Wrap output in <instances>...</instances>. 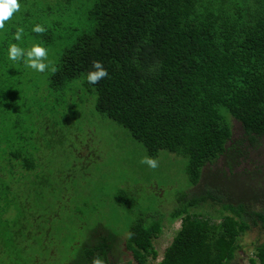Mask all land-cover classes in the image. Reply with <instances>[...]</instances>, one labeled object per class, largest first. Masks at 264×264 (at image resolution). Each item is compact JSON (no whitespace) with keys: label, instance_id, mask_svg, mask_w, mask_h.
Wrapping results in <instances>:
<instances>
[{"label":"trees","instance_id":"16d2710c","mask_svg":"<svg viewBox=\"0 0 264 264\" xmlns=\"http://www.w3.org/2000/svg\"><path fill=\"white\" fill-rule=\"evenodd\" d=\"M45 1L54 4L41 8L38 0L32 21L45 32L31 34L48 51L60 46L57 59L44 60L48 80L40 87L48 84L46 90L25 89L24 64L7 59L14 41L6 33L0 41V122L10 117L23 128L12 135L0 129V230L20 220L11 183L30 172L38 177L39 138L37 145L29 144L36 131L29 133L23 124L43 116L54 93L70 89L74 97H94L96 110L126 127L151 155L168 150L187 159L192 188L179 194L180 206L170 214L172 221L180 218V228L157 260L153 241L162 232L163 216L136 218L127 229L128 264H242L236 259L241 237L253 225L264 229V205L256 209L253 200L227 198L240 192L234 184L245 181L234 174L243 142H234L230 119L241 122L251 142L264 137V0ZM33 11L25 10L21 19ZM21 19L11 23L14 33L16 25H25ZM93 61L108 76L90 85L84 78L94 70ZM22 97L41 104L21 109ZM19 170L27 173L18 176ZM115 199L132 204L124 190ZM91 237L66 264H92L94 257L115 264L111 256L120 236L104 230ZM246 264H264V239Z\"/></svg>","mask_w":264,"mask_h":264},{"label":"rangeland","instance_id":"374dc122","mask_svg":"<svg viewBox=\"0 0 264 264\" xmlns=\"http://www.w3.org/2000/svg\"><path fill=\"white\" fill-rule=\"evenodd\" d=\"M18 2L21 10L6 22L7 30L0 31V41L6 33L14 44L30 48L32 44H38V34H31L32 21H37L38 0ZM53 4L41 0V8ZM29 8L34 11L21 19L22 13ZM20 19L25 25L18 42L13 39L11 23ZM16 26L19 28L20 24ZM59 50L58 45L50 47L47 57L57 59ZM47 73L46 69L36 72L24 66L22 79L25 89L34 87L36 91L42 82L48 80ZM15 75L12 73L11 77ZM47 85L39 89L46 90ZM72 93L70 89L54 93L53 101L47 103L48 109L43 116L30 117L23 124L29 127V133L36 131L37 138L29 140V144L37 145L39 138L38 177L31 176L30 172L27 176L16 177L17 183H11L10 194L17 200L21 214L20 220L14 224L16 226L0 230L6 234L5 238H0V264H66L86 240L92 239L93 232L104 230L120 236L111 259L115 264H128L132 261L131 252L125 246L128 227L136 218L155 215L163 216L162 232L153 241L158 252L157 260H161L181 224L180 218L172 221L170 214L180 206L179 194L192 188L186 173L187 159L168 150L151 155L126 127L96 110L94 97H74ZM19 103L22 104L21 109H28L31 105L38 109L41 101L38 98L25 101L23 98ZM48 110L50 113L56 110L51 119L46 117L50 114ZM1 120L0 129L9 131V135L23 131V128L20 130L14 126L10 117ZM230 120L234 142H243L240 146L242 162L234 174L245 181L234 184L240 192L231 193L227 198L231 201L253 200L255 208L259 209L264 205V137L251 142L241 122L232 117ZM146 157L156 159L157 168L141 163ZM223 164V159L217 162L219 167ZM1 165L6 166L7 163L2 162ZM17 173L19 176L27 172L19 170ZM228 177L233 179L230 173ZM225 181L223 176L220 187ZM121 190L132 201L131 205L117 202L115 196ZM3 205L0 203V207ZM210 212L218 213L214 209ZM15 216L18 218L16 213L12 217ZM263 239L264 229L253 225L241 237L238 262L246 264L255 245Z\"/></svg>","mask_w":264,"mask_h":264},{"label":"clouds","instance_id":"9594fccd","mask_svg":"<svg viewBox=\"0 0 264 264\" xmlns=\"http://www.w3.org/2000/svg\"><path fill=\"white\" fill-rule=\"evenodd\" d=\"M21 4L18 0H0V31H6V22L13 18L14 13H19ZM34 33H44L45 28L42 25H35L31 29ZM24 34L23 28H17L13 34V39L21 41ZM48 50L41 44H32L30 48L20 47L18 44H9L7 49V59L13 62H22L25 67L35 70L36 72H44L49 64L44 60L47 58ZM92 69L85 76V82L90 85L97 84L101 79L108 76L107 69L100 61H93ZM54 70V69H53ZM141 163L146 164L148 167L155 169L158 166L157 160L154 158H144ZM92 264H104L102 258L94 257Z\"/></svg>","mask_w":264,"mask_h":264}]
</instances>
